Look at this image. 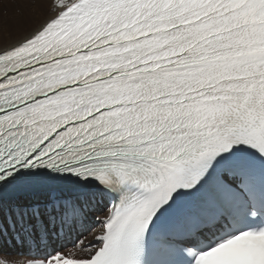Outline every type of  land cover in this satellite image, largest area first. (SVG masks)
<instances>
[{
	"label": "snow or ice",
	"instance_id": "snow-or-ice-1",
	"mask_svg": "<svg viewBox=\"0 0 264 264\" xmlns=\"http://www.w3.org/2000/svg\"><path fill=\"white\" fill-rule=\"evenodd\" d=\"M9 11L0 264H264V0Z\"/></svg>",
	"mask_w": 264,
	"mask_h": 264
},
{
	"label": "bare ground",
	"instance_id": "bare-ground-1",
	"mask_svg": "<svg viewBox=\"0 0 264 264\" xmlns=\"http://www.w3.org/2000/svg\"><path fill=\"white\" fill-rule=\"evenodd\" d=\"M9 13L13 14V16H10L8 15V13H3L2 16H0V20L4 17V21H6V19L8 18H12V21H13V26H15L14 28L18 31V25L20 24V13L17 11V12H12V11H9ZM27 14V10L25 9V16ZM9 16V17H8ZM11 20V19H10ZM9 20V21H10ZM3 23V24H2ZM7 23V22H6ZM2 21H0V36L2 35V33L4 31H6V29H10L11 27V24H6ZM5 25V26H4ZM14 39H12L11 41L9 42H6V43H10V42H13ZM3 44V43H2ZM97 231L99 230L98 227L96 229ZM10 247H7V245L5 244L4 245V248H5V251L8 252V253H12V254H16L18 253L19 251H22L24 249H21L19 247H17L14 243L12 244H8ZM69 247H71V245H69Z\"/></svg>",
	"mask_w": 264,
	"mask_h": 264
},
{
	"label": "rangeland",
	"instance_id": "rangeland-1",
	"mask_svg": "<svg viewBox=\"0 0 264 264\" xmlns=\"http://www.w3.org/2000/svg\"><path fill=\"white\" fill-rule=\"evenodd\" d=\"M8 13V15H10V16H13V14H11V13H9V12H7ZM27 15V14H26ZM0 16H2V15H0ZM9 17V16H8ZM11 19V20H10ZM10 20V21H9ZM0 21H2V22H4V23H6V24H11V26H13V21H12V18H8V19H6V21H4V17L0 20ZM3 24V23H2ZM5 26V25H4ZM15 26H13V27H11L10 29H6V31H4L3 33H2V35L0 36V44H2V43H6V42H9V41H11L12 39H14V34H18V31L14 28ZM9 243H6V245H7V247H10L9 245H8Z\"/></svg>",
	"mask_w": 264,
	"mask_h": 264
}]
</instances>
